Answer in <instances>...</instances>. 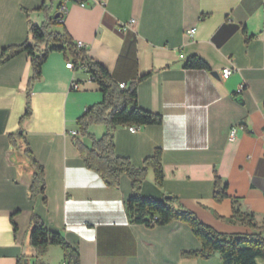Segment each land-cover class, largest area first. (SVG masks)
Returning <instances> with one entry per match:
<instances>
[{
  "label": "crops",
  "instance_id": "obj_1",
  "mask_svg": "<svg viewBox=\"0 0 264 264\" xmlns=\"http://www.w3.org/2000/svg\"><path fill=\"white\" fill-rule=\"evenodd\" d=\"M44 1L0 0V54L28 42L29 25L55 18L62 3L68 11L64 26L51 32L65 30L76 45L83 43L119 85L149 75L137 85L138 106L160 115L162 125L133 133L118 127L114 133L115 153L136 168L161 151L162 186L149 169L141 196L161 202L175 197L219 234H254L226 220L235 201L259 225L264 221V0H47V14L38 11ZM130 20L135 25L120 33V24ZM192 29L190 39L185 32ZM192 57L209 70L186 69ZM68 63L74 64L63 53L48 56L30 94L32 114L22 140L15 137L27 109L30 59L21 54L0 66V264L64 263L58 246L44 253L31 247L35 216L63 236L80 264H223L218 255L182 257L202 249L186 224L152 229L134 224L126 208L130 180L124 177L119 188H110L87 169L76 141L91 143L70 134L102 95L84 67L68 69ZM227 68L233 75L223 80ZM241 84L246 90L237 96ZM235 126L240 130L231 142ZM89 132L100 138L106 128ZM23 142L43 168L46 205L43 197L30 198L33 171ZM216 177L229 197L220 203L213 197Z\"/></svg>",
  "mask_w": 264,
  "mask_h": 264
},
{
  "label": "trees",
  "instance_id": "obj_2",
  "mask_svg": "<svg viewBox=\"0 0 264 264\" xmlns=\"http://www.w3.org/2000/svg\"><path fill=\"white\" fill-rule=\"evenodd\" d=\"M46 2L47 0L38 11L47 14ZM62 6L61 3L59 7ZM61 18L60 15L58 19H49L42 26L30 24L28 42L1 51L0 66L21 54H27L31 64L27 109L20 121V131L15 138L22 140L24 123L32 114L30 94L33 86L42 79V68L48 56L53 52L63 53L69 56L75 65H80L87 70L91 81L99 87L102 95V101L89 108L77 122L80 137L86 138L91 143V146L87 147L79 140L76 141L83 162L87 169L96 172L110 188H119L124 177L130 180L131 196L126 202V208L131 221L150 229L167 226L173 222L188 225L193 235L201 242L202 249L197 252L183 253L182 257L185 259L209 260L218 255L223 264H257L258 259L264 260V221L259 225L253 214L240 211L237 202H232L233 214L231 219L226 222L248 227L254 231L252 235L219 234L200 222L193 213L183 209L175 197H168L161 202L141 196L140 192L149 169L153 170L156 185L162 186L164 175L161 151L158 150L152 157L147 158L142 168H136L127 158L119 157L115 153L114 133L118 127L143 128L162 125L163 119L160 115L142 110L138 106L137 85L149 75L133 80L125 90L120 89L114 75L92 60L84 49H79L65 30L60 33L50 31L52 27L61 28L64 26V22H59ZM185 68L209 70L205 62L195 57L188 60ZM98 126L106 128L105 134L100 138L89 132L92 127ZM15 138L11 137L9 140L15 149L19 148L20 150L22 146H16ZM21 145L25 148L23 154L30 159L33 171V181L29 191L30 198L37 200L43 197V204L46 205L43 168L34 161L25 142ZM213 195L218 203L229 199L227 185H224L217 177ZM33 221L30 233L31 247L44 253L49 247L58 246L64 252V262L80 264L78 253L65 244L61 234L48 230L37 216Z\"/></svg>",
  "mask_w": 264,
  "mask_h": 264
},
{
  "label": "built area",
  "instance_id": "obj_3",
  "mask_svg": "<svg viewBox=\"0 0 264 264\" xmlns=\"http://www.w3.org/2000/svg\"><path fill=\"white\" fill-rule=\"evenodd\" d=\"M82 7H84L83 4H82ZM67 12H68V11H67L66 7L63 6V7L60 8L59 13H58L59 15L62 16V18L59 20L60 23H63V22H64L65 17H66V15H67ZM135 23H136L135 20H130L129 22L121 23L120 26H119V32H120V33H124V32L129 31V30L135 25ZM194 34H195V29L188 30V31L185 32V35H186L188 38H190V39L193 38ZM77 47H78L79 49H84V45H83V43H81V42L77 43ZM180 58L183 59L184 56L181 55ZM66 67H67L68 69H74V64H73V63H68ZM232 75H233V69H231V68L224 69V70L222 71V74H221L223 80H228ZM119 87H120V89H122V90L127 89V86H126L125 84H120ZM77 88H78V86H77L76 84L73 83V84H72V89H77ZM245 90H246V86H245L244 84H241V85L239 86L238 90L236 91V95H237V96H241V95L245 92ZM137 129H138V127H131V128H130V132H132V133H133V132H136ZM239 130H240V127H238V126H235V127H233V128L231 129L230 134H229V140H230L231 142L234 141V140L238 137ZM70 135H71L72 137L77 138V137L80 136V132H79V130H77V131L71 132ZM152 224H153V223H152ZM63 264H67V263L64 262Z\"/></svg>",
  "mask_w": 264,
  "mask_h": 264
},
{
  "label": "water",
  "instance_id": "obj_4",
  "mask_svg": "<svg viewBox=\"0 0 264 264\" xmlns=\"http://www.w3.org/2000/svg\"><path fill=\"white\" fill-rule=\"evenodd\" d=\"M59 16H60L59 14H56V15H55V19H58ZM166 199H167V198H166Z\"/></svg>",
  "mask_w": 264,
  "mask_h": 264
},
{
  "label": "rangeland",
  "instance_id": "obj_5",
  "mask_svg": "<svg viewBox=\"0 0 264 264\" xmlns=\"http://www.w3.org/2000/svg\"><path fill=\"white\" fill-rule=\"evenodd\" d=\"M97 137H99V135L97 134Z\"/></svg>",
  "mask_w": 264,
  "mask_h": 264
}]
</instances>
